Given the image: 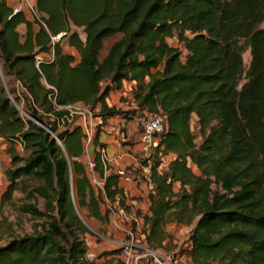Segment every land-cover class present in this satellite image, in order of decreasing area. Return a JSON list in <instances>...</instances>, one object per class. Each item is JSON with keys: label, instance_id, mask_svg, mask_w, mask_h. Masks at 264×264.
<instances>
[{"label": "trees", "instance_id": "trees-1", "mask_svg": "<svg viewBox=\"0 0 264 264\" xmlns=\"http://www.w3.org/2000/svg\"><path fill=\"white\" fill-rule=\"evenodd\" d=\"M263 22L264 0H35L32 20L0 0V139L10 143L0 208L33 220L23 234L7 224L0 264H98L88 258L91 230L77 206L98 220L123 209L153 249L171 241L168 224L191 226L190 264H264ZM124 81L134 82L133 105H109ZM75 103L96 109L100 121L89 140L101 192L79 160L86 135L65 108ZM145 111H160L166 128L154 135L147 209L131 211L119 175L105 173L98 136L106 119ZM167 153L175 158L159 172ZM110 254L122 258L119 248Z\"/></svg>", "mask_w": 264, "mask_h": 264}, {"label": "rangeland", "instance_id": "rangeland-1", "mask_svg": "<svg viewBox=\"0 0 264 264\" xmlns=\"http://www.w3.org/2000/svg\"><path fill=\"white\" fill-rule=\"evenodd\" d=\"M35 0H14V4L16 5L15 8L20 4L22 5V12L29 18L30 20L33 19V11L29 9V4L32 6L34 5ZM14 8V9H15ZM264 26V23L262 24ZM262 27V26H261ZM264 28V27H263ZM23 30H20L22 32ZM79 31V30H78ZM57 37V36H56ZM56 37H53V41L56 42L58 39ZM120 38V34H116L104 41V47L101 51V56H103L108 47L111 45L112 42ZM169 42L171 44H176V41L174 39H170ZM60 45L64 51L67 50V42L65 39H62L60 41ZM183 50V49H182ZM185 51L183 50V54ZM44 57H47L46 55H43ZM249 50H245L243 53V63H244V69L247 68L248 62H249ZM125 91L127 92L125 96H121V99H119V95L116 92H113L112 96L108 97L107 101L108 103L112 105H117L119 107H122L123 109H128L127 103L128 100L130 101V95L128 94L127 88H125ZM114 94H116L117 97H113ZM117 101L120 102L117 103ZM70 113L75 115L76 120L75 124H83V120L85 119V124L82 125L83 131L85 133V139H84V149L89 152L91 148V142L90 138L93 136V133L95 129L97 128V125L99 123V118H97L96 115V109L90 108V107H84L81 104H75L70 109ZM192 131L196 136L195 141L199 142L200 136L198 134V130L196 127V123H192ZM4 150V147L0 145V151ZM16 151L23 155V148L18 147ZM4 168L2 160L0 159V193L3 189V175H2V169ZM21 195L20 193H15V198H19ZM40 206H42L43 201H39ZM103 203V202H101ZM101 207L103 209V212L105 211V205L101 204ZM77 210L84 220V222L87 224L89 229L91 230L90 233L85 235V241L88 246V258L95 260L98 264H123V260L118 256H111L112 251L118 248L117 243H112L109 240H112L114 238V233L119 231V240H124L127 238V233L122 231L119 227H124L128 231H130L136 238V241H139L137 238H140L139 232L137 231L136 234H134L131 231L130 221H124L122 223L118 222L117 225L113 223V220L110 221L109 216L106 220H98L93 217H90L87 215L86 210L84 208H79L77 206ZM131 218V216H130ZM98 220V221H97ZM7 224L10 225L11 231L16 234H23L31 232L33 229V220L27 216V215H19L17 212L12 209L9 205L5 204L0 208V245L4 244L6 240L8 239L7 232L5 231V227H7ZM119 226V227H118ZM189 227V226H188ZM192 228V227H191ZM190 230L188 228H185L184 225H176V224H169L167 226V231L171 235V241L165 245V247H159L156 250L163 255L167 257H173L172 255H180L183 259V261L186 262V264H190V261L188 259L187 249H189V242L188 238L190 235ZM109 234V235H108ZM102 235V236H101ZM103 236L109 238L104 239ZM141 239V238H140ZM221 262H213V264H220ZM126 264V263H125ZM139 264H152V262L148 259L147 261H143Z\"/></svg>", "mask_w": 264, "mask_h": 264}, {"label": "crops", "instance_id": "crops-1", "mask_svg": "<svg viewBox=\"0 0 264 264\" xmlns=\"http://www.w3.org/2000/svg\"><path fill=\"white\" fill-rule=\"evenodd\" d=\"M7 3L10 7L15 8L14 0H7ZM264 23V22H263ZM262 23V24H263ZM261 24L262 27H264ZM34 28L37 29L38 26L34 24ZM25 26L24 24H20L17 27V30L19 31L20 34L24 32ZM20 30H23L20 32ZM67 50L63 52L64 53H70L73 54L76 59H78V54L73 49V47L68 46L67 44ZM43 56V55H42ZM49 57V55L47 56ZM134 82H128L124 81L122 84V87L118 90L112 91L109 96L111 97L113 92H116L119 95V99H121V96H125L127 93L125 91V88L128 90V94L130 95V101H131V92L132 89L134 88ZM108 96V97H109ZM107 97V99H108ZM113 97H117L116 94H114ZM128 100L127 107L129 108L130 106L133 105V102H130ZM108 103V101H107ZM117 103L120 104L119 101ZM75 104H80V103H75ZM74 104V105H75ZM109 105H112L108 103ZM117 108H121L117 105H114ZM85 119L83 120V124H85ZM100 122V121H99ZM141 118L138 119L136 117L132 119H125L121 117H113V118H108L105 121V124L101 127V131L98 136V142L103 143L104 149L102 150L103 154V159L106 161V163L109 165L108 170H106L105 173H116L119 175L118 179V187L119 189L123 192V197L122 203H125L127 206H129L131 211H135L136 209H139L141 211H146L147 206H148V199L147 195L149 194L150 190L149 187L142 181L140 177V135H141ZM196 122V117L192 116L190 120V127L192 130V123ZM81 123L75 124L74 126H81ZM83 131V128H82ZM84 132V131H83ZM193 132V131H192ZM0 145L4 147V150L0 151V159L2 160L4 168L2 169V177H3V189L6 185V177H5V172L6 170L10 167V156L7 152V148L10 146V143L0 139ZM22 147L19 142L15 143V149L18 147ZM94 147L91 146L90 151L87 152L83 148V154L81 157H79V160H81L84 165L86 166V163L91 160L93 161V153H94ZM96 150V149H95ZM175 158V155L172 153H167L161 157V163L159 167L157 168L159 172H167V166L170 163L171 160ZM194 169V168H193ZM195 171V169H194ZM85 172L86 175L91 183V177L89 174V169L88 167H85ZM99 179H102L98 174H96ZM104 181V180H103ZM92 188L94 191L101 192L100 188H95L92 183H91ZM179 188V183L173 184V189L174 191H177ZM2 189V190H3ZM118 198L117 200H119ZM115 203H118L115 201ZM101 213L103 212L102 207L100 206ZM87 213V212H86ZM114 216H119L121 217V213L115 212L113 214L109 215L110 221L113 220ZM98 221V220H97ZM170 224H176V223H170ZM169 225V224H168ZM167 225V226H168ZM176 225H181V224H176ZM167 226H166V232L168 235H170L167 231ZM185 226V225H184ZM191 227V226H189ZM185 228H188V226H185ZM119 232V231H118ZM117 231L114 233V238L112 240H109L112 243H118L119 241V233ZM109 235V234H108ZM102 236V235H101ZM104 239H109L105 236H103ZM171 238V235H170Z\"/></svg>", "mask_w": 264, "mask_h": 264}, {"label": "built area", "instance_id": "built-area-1", "mask_svg": "<svg viewBox=\"0 0 264 264\" xmlns=\"http://www.w3.org/2000/svg\"><path fill=\"white\" fill-rule=\"evenodd\" d=\"M27 1V0H26ZM29 9L33 11V6L29 4ZM22 10V5H18L14 12ZM62 34V33H61ZM59 36L56 38L58 39ZM73 105H67L65 108L70 109ZM70 112V110H69ZM141 135H140V177L142 181L149 187L150 192L154 189L152 181V169L150 157L154 153V135L163 132L166 128L165 117L160 111H145L141 118ZM142 163V164H141ZM94 162L89 160L86 167L89 169L91 183L95 188L102 190L103 180L93 172ZM121 217L114 216L113 223L117 225L118 222L130 221V214L123 209H119ZM119 227V226H118ZM126 232L127 238L118 241V248L121 251V256L126 264H139L148 259L152 264H184L183 260L178 257H167L156 249L144 245L140 241H136V237L124 227H119ZM191 229V227H188Z\"/></svg>", "mask_w": 264, "mask_h": 264}]
</instances>
